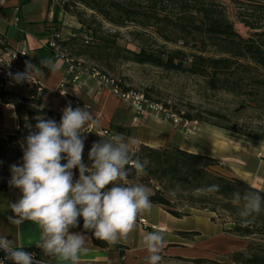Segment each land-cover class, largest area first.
Returning <instances> with one entry per match:
<instances>
[{
    "label": "crops",
    "instance_id": "crops-1",
    "mask_svg": "<svg viewBox=\"0 0 264 264\" xmlns=\"http://www.w3.org/2000/svg\"><path fill=\"white\" fill-rule=\"evenodd\" d=\"M15 9L18 11L15 12ZM52 14L51 0H4L0 5V37L9 51L25 52L24 56L10 62L4 56L10 66L7 69L14 74L23 73L26 69L25 61L42 69L43 73L34 75L32 79L42 87L40 107L51 112L57 123L61 121L63 109L69 103L73 109L84 108L86 105L99 121L98 127H92L96 130L105 132L112 127L123 126L129 129L128 137L136 140L135 148L175 147L189 154L223 161L224 166H213L211 171L226 179L241 180L252 189L264 192V141L238 139L196 121L183 127L182 124L174 126L149 113L138 115L110 91L99 88L96 81L87 76H81L72 84L62 60L53 57L48 59L55 63L56 72L44 68L39 62L38 54L46 47V29L50 26ZM58 20L60 21L59 18ZM63 26L65 28L60 30V37L63 34L69 36L70 31L66 29V25ZM31 86L32 83L27 80L6 85L8 89L26 98L31 97ZM61 92L65 94L61 95ZM16 128L14 108L0 100V138L11 135ZM21 197L22 193L14 188L0 192V236L12 241L14 246L38 247L41 239L38 225L24 221L17 228L9 222L8 218L15 216L10 205L18 202ZM188 213V216L175 218L161 207L152 205L150 212L137 219L136 228L128 240L115 244L124 247L122 254L114 249V245L108 244L107 249L95 247L90 238L76 227L69 231L86 236L85 246L88 251L81 254L80 264H148V252L142 238L156 229H162L165 235L160 264L198 259L213 261L230 253L234 237L224 232L230 229L227 224L212 221V214L205 211L191 209ZM180 233L193 234L183 236ZM37 255L45 264H70L57 257L45 256L41 248Z\"/></svg>",
    "mask_w": 264,
    "mask_h": 264
},
{
    "label": "trees",
    "instance_id": "trees-1",
    "mask_svg": "<svg viewBox=\"0 0 264 264\" xmlns=\"http://www.w3.org/2000/svg\"><path fill=\"white\" fill-rule=\"evenodd\" d=\"M150 2L147 10H139L134 6L116 1L106 3L103 0H71V4L83 6L116 27H123L127 23H135L138 22L139 18H143L144 23H139L143 28L155 26L162 32L168 31L177 34L180 40L187 41V39H190L191 42H194V45L197 43L200 45L195 53H185L181 50H172L160 54L145 49L126 51L128 55L124 57L125 61L137 65H149L166 72L203 77L207 79L206 84L210 89H220L235 95L239 92L238 88L241 82L240 77L237 75L238 70L249 72V68L239 61L249 60L255 69L264 71V31L254 32L258 29V25L241 21L245 28L253 31L249 37L244 38L235 31L234 27L215 9L214 5L206 0L177 1L178 9L175 14L166 11L167 5L163 3V0H150ZM60 11L71 14L67 4L61 8L55 7L50 26L46 29L47 41L50 33L56 32L59 34L61 30L62 24L58 20ZM72 16L77 18L81 26L80 29H71L73 33L66 40L58 39L56 44L60 52L69 51L75 53L76 56H80L84 54L82 50L84 47L91 44L95 45L97 40L87 37L86 33L88 31L84 30H89V27L83 19L78 15ZM97 43L98 48L104 44L100 39ZM208 49L211 50L210 54L208 53L210 51H207ZM0 50H8L1 37ZM52 57L53 50L48 48L46 43V47L38 54L39 62L41 63V60H48ZM7 70L2 69L0 74V100L14 108L17 128L11 135L0 138V156L5 147L18 144L23 140V131L35 127L40 119L54 120L51 112L40 107L41 85L39 83L37 85L32 84L31 97L26 98L6 87L9 83L17 82L13 78L15 74L12 71H10L11 75L6 76ZM250 82L252 85L264 88V77L259 79L257 77L250 78ZM184 118V120L190 122L194 121L188 115ZM105 133L111 136L116 133H123L128 137L129 129L123 126L112 127ZM251 138L256 139L255 137ZM256 140L264 141V138ZM23 154L21 151H15L12 165L22 166ZM133 158L139 159L142 163L143 159L147 160L145 172L149 171L150 174L171 177L180 182L184 190L197 192L198 195L189 197L188 203L190 205L187 208L205 211L217 217L228 214L231 218V227L224 232L243 240H254L253 243H247L243 250L228 254V259L232 264H264V206H262V211L258 215L250 218L251 223L244 225L239 216L242 202L241 205H235L232 202L234 193L239 192L243 195L245 192L257 190L252 189L241 180L226 179L212 172L211 168L217 165L216 160L189 154L175 147L152 149L139 146V153H134ZM8 170L12 174L11 167ZM136 177L135 170L129 169L128 180H134ZM212 185H219V191L215 193L205 191ZM10 188L21 192L19 188L10 185L6 180L0 182V192L7 191ZM260 193L264 195V192ZM150 200L152 205L161 207L175 218L189 215L188 212L170 209L168 201L159 196L158 193L150 194ZM214 216L211 218L212 221L216 220ZM76 228L88 236L95 247L99 249L109 247L108 243L97 240L91 231H86L83 228L82 218H79ZM192 234L180 233L183 236ZM114 249L122 254L124 247L114 245ZM21 250L34 254V261H40L37 255L38 247H27ZM193 261L196 263H213V261L205 259ZM0 263L14 264V261L7 259V253L0 251Z\"/></svg>",
    "mask_w": 264,
    "mask_h": 264
},
{
    "label": "clouds",
    "instance_id": "clouds-1",
    "mask_svg": "<svg viewBox=\"0 0 264 264\" xmlns=\"http://www.w3.org/2000/svg\"><path fill=\"white\" fill-rule=\"evenodd\" d=\"M23 73H16L17 82H31L42 69L25 61ZM50 72L57 68L51 60H41ZM11 75V73H10ZM65 93L61 92V95ZM99 121L85 105L73 109L69 103L63 109L61 121L40 119L35 125L37 132L26 138L23 165L11 166L10 185L19 188L22 197L10 205L14 217L9 222L17 228L24 221H31L40 229L37 245L45 256L57 257L70 264H80L81 254L87 253L86 236L71 233L83 219V228L91 231L97 240L115 245L127 241L135 230L137 219L151 211L148 189L142 184L128 183L129 169L138 176L146 174L145 164L134 159L136 140L116 133L109 140L94 143L87 166L82 162L86 127H98ZM66 160V163H62ZM74 168L79 169V179L73 182ZM108 186H111L110 188ZM219 185L205 191L218 192ZM233 204L241 205L239 216L242 223H251L262 211L264 195L257 191L233 194ZM148 252V264H160L165 247L162 229L148 232L142 238ZM22 246L0 236V249L14 264H34V254L21 250ZM35 264H45L35 261Z\"/></svg>",
    "mask_w": 264,
    "mask_h": 264
},
{
    "label": "rangeland",
    "instance_id": "rangeland-1",
    "mask_svg": "<svg viewBox=\"0 0 264 264\" xmlns=\"http://www.w3.org/2000/svg\"><path fill=\"white\" fill-rule=\"evenodd\" d=\"M103 1L106 3L122 2L139 10H147L151 3L150 0ZM177 1L180 0H163V3L167 5L166 11L175 14L178 9ZM206 1L211 2L242 37H249L253 31L245 28L241 21L258 25V29L254 32L264 31V0ZM65 4L68 5L72 15H78L85 21L89 27V30H84L88 31L87 37L97 41L100 39L104 43L100 48L96 46L98 45L97 41L95 45L91 44L84 47L82 49L84 54L80 56L69 51H61L66 58L72 59L87 71L95 69L106 79L114 81L118 88L124 92L143 95L149 103L160 105L169 114L182 119L188 115L199 124L215 127L238 139L258 141L256 139L264 138V88L252 85L250 82V78L264 77V71L255 69L249 60L239 61L249 68V72L238 70L237 75L241 82L237 95L220 89L213 90L207 86L206 78L184 73L166 72L149 65H137L124 60V57L128 55L126 51H138V49L159 54L172 50L195 53L196 49L200 48L199 43L194 45L190 39L187 41L180 40L177 34L168 31L162 32L155 26L143 28L139 25V23H144L143 18H139L138 22L135 23H127L123 27H116L83 6L71 4V0H51L52 13L55 7L61 8ZM71 14L60 11L58 15L62 24L61 29L65 28L63 25H66L70 34L73 33L71 29H80L81 27L77 18ZM68 37L64 34L61 35L62 40H66ZM207 51H210L209 54L211 53V50L208 49ZM84 130L87 132L82 134L84 139L82 162L90 167L92 162L89 160L88 154L92 145L109 140L111 135L103 134L102 131L95 128L86 127ZM37 131L36 127L27 128L22 133L23 140L18 144L5 147L0 156V182L6 180L10 183L12 174L8 168L13 164L14 152L21 151L24 153L27 136ZM134 153H139V147L134 149ZM62 163H66V160H62ZM143 163L147 165V160L143 159ZM72 172L74 181L79 177V169L74 168ZM128 183L130 185H144L149 194L158 193L159 196L168 201L170 209L175 211L190 212V209L187 208L190 205L188 199L198 195L197 192L184 190L180 182L171 177L150 174L149 171H146L144 175H137L134 180H128ZM214 217L219 223L231 227V218L228 214ZM253 242V239L243 240L234 237V243L228 254L241 251L247 243ZM228 254L215 258L213 263H196L193 260H183L176 261L175 264H232L228 259Z\"/></svg>",
    "mask_w": 264,
    "mask_h": 264
},
{
    "label": "built area",
    "instance_id": "built-area-1",
    "mask_svg": "<svg viewBox=\"0 0 264 264\" xmlns=\"http://www.w3.org/2000/svg\"><path fill=\"white\" fill-rule=\"evenodd\" d=\"M4 0H0V5L3 4ZM15 12L18 10L15 9ZM18 19H16V22ZM60 35L56 32H52L48 36L47 47L53 50V58L56 60H62L66 65V75L72 84H75L81 76L86 75L87 77L96 81L99 88H105L110 91L119 101L125 103L130 108H132L136 114L141 115L145 113L152 114L158 119H163L164 121L171 122L174 126L182 124L183 127H187L191 124L190 121L184 120L181 117H177L173 114H169L165 109L160 105L155 103H149L143 95L133 92H124L114 83V81L106 79L105 76L101 75L95 69H90L87 71L83 69L78 63L76 64L72 59L66 58L59 50L56 41L60 39ZM25 55L24 51H1L0 50V74L2 69H7L10 61H14ZM4 56L7 57L8 62L4 60ZM10 69L7 70L6 76L10 75ZM32 84L37 85L33 79ZM40 90V89H39ZM106 134L105 132H102ZM219 167L224 166L223 161H217ZM0 251L4 252L2 249ZM1 264V263H0ZM35 264V261H34Z\"/></svg>",
    "mask_w": 264,
    "mask_h": 264
}]
</instances>
